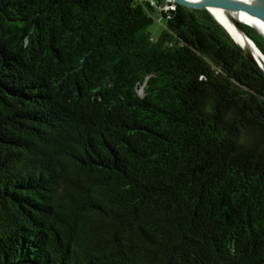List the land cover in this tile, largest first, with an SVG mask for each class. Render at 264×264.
<instances>
[{"label": "trees", "instance_id": "1", "mask_svg": "<svg viewBox=\"0 0 264 264\" xmlns=\"http://www.w3.org/2000/svg\"><path fill=\"white\" fill-rule=\"evenodd\" d=\"M154 2L0 0V264H264V74Z\"/></svg>", "mask_w": 264, "mask_h": 264}, {"label": "water", "instance_id": "2", "mask_svg": "<svg viewBox=\"0 0 264 264\" xmlns=\"http://www.w3.org/2000/svg\"><path fill=\"white\" fill-rule=\"evenodd\" d=\"M173 5L186 6L192 9H206L214 18L227 30L233 40L240 46L246 57L256 65L260 71L264 74V53L259 49L255 41L248 34L242 23L254 28L262 37V32L254 22L264 23V0H168ZM211 8L222 10L226 15V21L230 23L235 29L242 32L244 36L253 44L255 49L258 51L263 62L254 55L250 49L244 48L233 36L230 29L224 24L212 11ZM241 14V17H235V14ZM251 20V21H248ZM140 94L144 93V88L138 90Z\"/></svg>", "mask_w": 264, "mask_h": 264}, {"label": "bare ground", "instance_id": "3", "mask_svg": "<svg viewBox=\"0 0 264 264\" xmlns=\"http://www.w3.org/2000/svg\"><path fill=\"white\" fill-rule=\"evenodd\" d=\"M212 11L214 12V14L224 23L227 25V27L230 29V31L232 32L233 36L236 38V40L244 47V48H248L250 49L254 55L260 60V62L262 61L261 56L259 55L258 51L255 49V47L253 46V44L246 38V36H244V34L240 31H238L237 29H235L230 23H228L226 21V15L222 10L219 9H215V8H211ZM235 17H241V14H235ZM251 21V20H248ZM254 23L255 25H257L259 27V29L264 32V23L263 22H251Z\"/></svg>", "mask_w": 264, "mask_h": 264}, {"label": "rangeland", "instance_id": "4", "mask_svg": "<svg viewBox=\"0 0 264 264\" xmlns=\"http://www.w3.org/2000/svg\"><path fill=\"white\" fill-rule=\"evenodd\" d=\"M164 9V6L159 10H156L154 13V21L149 27L151 35L154 39H158V37L162 34L164 29L166 28V19L162 17L160 11Z\"/></svg>", "mask_w": 264, "mask_h": 264}, {"label": "built area", "instance_id": "5", "mask_svg": "<svg viewBox=\"0 0 264 264\" xmlns=\"http://www.w3.org/2000/svg\"><path fill=\"white\" fill-rule=\"evenodd\" d=\"M152 4H155L154 0H150ZM162 8V7H161ZM169 8H175V5H173L172 3H170L168 0H167V3L166 5L164 6V9L162 10H167Z\"/></svg>", "mask_w": 264, "mask_h": 264}]
</instances>
